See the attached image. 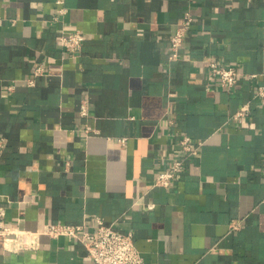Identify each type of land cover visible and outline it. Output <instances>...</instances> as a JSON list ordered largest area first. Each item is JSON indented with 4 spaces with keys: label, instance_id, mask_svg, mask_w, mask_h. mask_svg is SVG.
<instances>
[{
    "label": "crops",
    "instance_id": "obj_1",
    "mask_svg": "<svg viewBox=\"0 0 264 264\" xmlns=\"http://www.w3.org/2000/svg\"><path fill=\"white\" fill-rule=\"evenodd\" d=\"M185 11L193 21L170 59ZM72 30L85 39L69 56L59 35ZM210 58L236 68L233 86L208 75ZM40 63L46 72L34 76ZM258 84L264 0H0L6 222L92 228L100 216L132 232L142 264H264ZM82 101L88 117L79 114ZM246 102L250 114L232 118ZM86 124L97 132L85 136ZM182 134L203 140L200 153L170 187L153 185L182 154ZM0 264L91 262L78 240L42 235L36 250L12 252L0 242Z\"/></svg>",
    "mask_w": 264,
    "mask_h": 264
},
{
    "label": "built area",
    "instance_id": "obj_2",
    "mask_svg": "<svg viewBox=\"0 0 264 264\" xmlns=\"http://www.w3.org/2000/svg\"><path fill=\"white\" fill-rule=\"evenodd\" d=\"M64 9H61L63 12ZM193 21L190 11H185L182 20L170 39V59H177L184 42L186 33ZM85 36L80 30L62 31L59 42L69 56L76 55L82 48ZM208 75L218 79L223 86L231 87L237 82V70L232 65H225L216 59L207 60ZM43 64H38L33 70L34 76L45 74ZM254 76V75H251ZM30 85H34V77L28 79ZM253 98L264 101V84H258L254 90ZM81 117H88L90 108L87 101H82L79 107ZM250 114L249 103L242 104L231 116L232 118L246 117ZM85 136L97 131L90 125L84 126ZM121 142L125 138L119 139ZM182 154L169 159V164L157 171L153 185L170 187L186 166V161L200 153L203 140H198L188 134H182L179 138ZM149 208L154 203L147 204ZM51 238L69 236L81 242L86 250L91 264H142L143 255L137 248L132 232H122L106 223L102 217L96 216V224L88 228L85 223L50 222L38 229L22 228L18 225L6 222V207L0 205V242L2 246L12 252L24 250H36L41 245V236Z\"/></svg>",
    "mask_w": 264,
    "mask_h": 264
}]
</instances>
